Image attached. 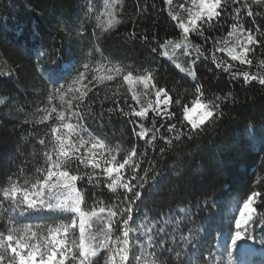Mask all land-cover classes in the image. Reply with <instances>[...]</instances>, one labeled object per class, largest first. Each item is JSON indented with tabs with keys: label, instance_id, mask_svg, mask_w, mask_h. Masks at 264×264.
I'll return each instance as SVG.
<instances>
[{
	"label": "snow or ice",
	"instance_id": "6c2138e0",
	"mask_svg": "<svg viewBox=\"0 0 264 264\" xmlns=\"http://www.w3.org/2000/svg\"><path fill=\"white\" fill-rule=\"evenodd\" d=\"M253 4L264 5V0H184L178 5L180 11L174 10L173 0H162L161 11L167 10V17L180 29V38L165 39L151 50L195 82L190 102L175 86L161 84L157 69L151 67L136 69L110 59L95 67L86 60L77 67L40 53L48 55L47 65H51L37 59L49 85L51 106L38 109L45 115L35 123L45 128L28 133L34 141L32 159H21L23 150L19 145L4 157L0 264H222V259L202 242L201 232L207 230L194 221L190 227L184 224L193 216L189 208L173 212L166 204L171 185L182 187L190 174L179 159L183 154H176V180L164 174L159 161L216 127L224 116L226 102H236L231 92L208 95L204 84L196 82L199 62L210 61L233 79L242 78L243 84L255 82L264 87V72L239 69L253 65L252 54L257 50L264 55V25L257 23L261 12H254ZM137 7L141 14L150 11L146 5ZM103 9L95 17L96 27L108 32L122 22L123 0H104ZM151 10L155 11V6ZM93 12L88 0L84 15L88 18ZM242 12L252 18L254 28H245ZM226 22V36L206 35L209 30L219 31ZM193 36L204 43H194ZM209 42L211 48L206 47ZM177 50L187 58L185 63L175 59ZM95 51L101 50L96 47ZM217 53H224L228 60ZM259 66L264 68V59ZM15 71L7 62L0 65V77L11 79ZM72 71L76 75L69 81ZM90 72L94 74L89 78ZM102 88L106 89L103 94ZM55 99L61 107L52 105ZM4 102L0 99V105ZM114 115L133 125L137 142L127 148L119 143L112 145L103 130ZM247 128L255 140V126L249 123ZM259 135L264 140V127ZM35 145H39L38 152ZM256 183L258 187L232 201L229 224L234 227H229L227 233L217 229L216 237L224 240L221 255H227V264H245L240 259L234 262V253L245 255L247 249L241 242L255 241L252 229L257 222L258 201L259 207H264V182ZM105 190L112 195L106 197ZM153 192L160 195L150 206L148 198ZM157 200L161 201L160 210L154 212ZM196 204L199 206V201ZM205 204L202 211L212 207L207 200Z\"/></svg>",
	"mask_w": 264,
	"mask_h": 264
},
{
	"label": "trees",
	"instance_id": "16d2710c",
	"mask_svg": "<svg viewBox=\"0 0 264 264\" xmlns=\"http://www.w3.org/2000/svg\"><path fill=\"white\" fill-rule=\"evenodd\" d=\"M248 2L251 3V0ZM103 3L104 0H91L94 12L86 18L84 11L88 0H0V65L7 62L16 70L11 79L0 77V99L5 101L0 105V184L5 181L4 157L19 145L23 150L21 159L25 156L32 159L30 154L34 150V141L28 133L45 128V125L35 123L45 115L38 109L51 106L47 97L49 85L41 68L37 66L38 58L46 66H51L47 65L50 55L58 58V62H71L77 67L86 60L95 67L98 62L104 63L106 59L131 65L136 69L151 67L157 69L161 84H166L169 88L175 86L185 101L190 102L195 82L183 77L171 61L151 50L165 39L175 41L180 38V29L167 17V10L161 11L164 7L162 0H123L122 22L108 32H102L96 27L98 21L95 17L98 12H103ZM181 3L184 0H173L175 11H180L178 5ZM138 4L148 6L150 11L141 14ZM153 6L155 11L151 10ZM252 8L254 12H261L256 20L264 25V5L253 4ZM251 19L242 12L241 21L245 28L255 27L251 24ZM228 30L226 22L219 31L209 30L206 35L220 38L226 36ZM93 32L96 36H93ZM192 39L194 43H204L197 36ZM96 47L100 48L99 53L95 51ZM206 47L211 48V42ZM41 52L48 55L40 56ZM217 55L228 60L224 53ZM184 59L187 58L178 56L176 60ZM252 59L251 67L243 65L239 69L252 73L264 72V68L259 66L264 55L257 50L252 54ZM197 70L199 80L196 82L204 84L210 97L231 92L236 102H226L224 116L219 119L216 127L209 128L197 140L174 149L159 161V166L165 175L176 180L178 177L173 174V169L179 166L176 154H183L179 159L183 162L185 171L190 174L186 176L182 187L180 184L171 185L172 191L167 193L166 204L171 206L173 212L180 207L189 208L193 216L184 224L190 227L194 221L196 226L206 229V232H201L205 248L222 259V264H227V255H221L224 240L216 237L217 229L227 233L229 227H234L229 224L232 201L245 196L253 187H258L257 181L264 182V140L259 135L264 127V87L255 82L243 84L242 78L233 79L229 74L216 69L210 61L199 62ZM92 74L94 73H89V78ZM75 75V71H72L68 80ZM176 81L180 83L177 84ZM103 91L106 89L102 88V94ZM52 105L61 107L58 99L53 100ZM96 107L99 108V102ZM249 123L255 126V140L249 134ZM92 127H96L95 124ZM132 128L133 125L126 123L125 118L114 115L112 123L103 131L113 146L119 143L127 148L131 143L137 142ZM139 143L143 145L144 142ZM35 149L38 152L39 145H35ZM144 166L147 167L146 164ZM167 186L166 184L165 187ZM111 195L105 190L106 197ZM157 195L160 193L153 192L148 198L150 206ZM206 200L212 207L202 211L207 207ZM160 204L161 201L157 200L154 212L160 210ZM164 211H168V208ZM262 217L264 207H259L258 201V214L255 217L257 222L252 229L255 241L247 243L256 252L250 255L234 253V262L240 259L245 264H264ZM184 224L181 226L184 227Z\"/></svg>",
	"mask_w": 264,
	"mask_h": 264
},
{
	"label": "rangeland",
	"instance_id": "374dc122",
	"mask_svg": "<svg viewBox=\"0 0 264 264\" xmlns=\"http://www.w3.org/2000/svg\"><path fill=\"white\" fill-rule=\"evenodd\" d=\"M178 56H183V54H182V50H177V53H176L175 59H177ZM186 60H187V59H186ZM186 60L184 59V60L177 61V62L185 63ZM188 78H189V77H188ZM189 79H191V78H189ZM242 246H243L245 249H247V252H246V253L249 254V255H250V254H253V253L256 252L255 248H254L253 246H251V245L244 244V243L242 242Z\"/></svg>",
	"mask_w": 264,
	"mask_h": 264
}]
</instances>
